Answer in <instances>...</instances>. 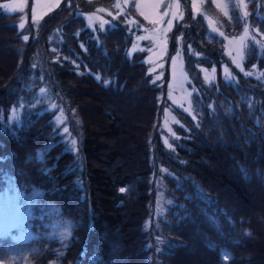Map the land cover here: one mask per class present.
I'll return each instance as SVG.
<instances>
[{
    "label": "trees",
    "instance_id": "trees-1",
    "mask_svg": "<svg viewBox=\"0 0 264 264\" xmlns=\"http://www.w3.org/2000/svg\"><path fill=\"white\" fill-rule=\"evenodd\" d=\"M112 1L62 3L72 14ZM251 7L259 9L255 1ZM190 12L189 4L183 20ZM17 17L0 8V193L11 179L30 201L25 226L34 235L24 242L0 234V252L10 256L33 244L31 264H264V19L250 17L252 26L262 25L245 42L241 70L228 62L232 79L220 70L224 37L207 39L201 17L190 23L198 27L197 44L186 36L182 43L203 55L184 50L188 113L165 96L170 58L181 47L172 35L158 81L156 65L133 48L121 24L107 26L99 45L81 14L60 25L48 14L41 38L24 42ZM220 18L229 36L243 28L235 13L232 21ZM53 27L62 39H50ZM201 66L217 70L216 78L206 83ZM44 81L51 89L39 95ZM56 90L78 121L75 151L51 143L57 127L45 106ZM21 103L14 122L10 112ZM163 107L182 123L170 147L162 137ZM49 205L73 222L63 240L51 230Z\"/></svg>",
    "mask_w": 264,
    "mask_h": 264
},
{
    "label": "rangeland",
    "instance_id": "rangeland-1",
    "mask_svg": "<svg viewBox=\"0 0 264 264\" xmlns=\"http://www.w3.org/2000/svg\"><path fill=\"white\" fill-rule=\"evenodd\" d=\"M69 0L68 3H70ZM131 1H134L135 9L131 6ZM255 1V5L258 10H255L251 5ZM63 0H32L29 4V0H2L0 4L12 3L18 5L15 12L18 13L16 22L20 27H23L28 39L41 38L42 20L50 14L54 16V20L57 24L66 23L71 24L74 19L70 18L75 15L81 14L84 19L85 25L93 31V37L97 44L103 43V38L100 33L107 32V26L113 28L121 24L125 32L132 37L133 48L136 50H145V59L156 65V68L151 70L154 80H163L164 73H161V67L163 66L164 56L168 53L170 36L178 42L179 47L170 58V74L167 81V88L165 96L171 105L178 106L185 112L192 113L193 107L191 102V89L188 85L189 71L185 66V51L189 52L196 58L203 55L201 51H195L192 44L194 31L198 27H191L190 23L195 21L196 18L201 17L206 24V38L211 40L208 33L214 34L216 37H224L225 43L221 45V51L226 55V62L222 63L220 70L223 75H226L228 79L234 77L231 71V65L228 62L235 64L237 69L241 70L242 61L245 54V42L249 37L253 36V32H258L261 28L262 22H259V26L251 25L250 17L252 19H264V0H113L110 5L105 6L103 4L97 5L94 10L88 12H78L73 10L70 12L64 11ZM192 10L190 17L184 19V15L187 7ZM67 4V0H66ZM68 5V4H67ZM119 5V7H117ZM235 10L233 9V6ZM212 9L214 12L209 14L205 9ZM101 9L103 11H101ZM7 12H10L4 9ZM11 13V12H10ZM52 13V14H51ZM167 13V14H166ZM238 13V17L243 19V28L236 36H229L224 31L223 21L220 18V14L226 17L228 20H233V14ZM80 16V15H79ZM181 27L176 29L177 20H180ZM199 19V18H198ZM171 22V27H169ZM140 24V31L138 30ZM222 27H221V25ZM21 28V27H20ZM143 30V32H142ZM73 33L80 35V31L74 29ZM223 33V36L220 35ZM259 33V32H258ZM191 38L190 42L185 41L182 43V38ZM255 36V35H254ZM55 38L56 41L63 38L61 29L59 27H53L50 29V39ZM143 37V39H139ZM213 37V36H212ZM211 37V38H212ZM260 37H264L261 34ZM51 42H54L50 40ZM81 41V40H80ZM82 44V43H81ZM217 50V46L213 51ZM38 57L42 59L44 56L43 46L37 48ZM202 73L203 80L208 83L213 81L217 76V70L213 68L199 67ZM49 82V81H48ZM48 82H41L42 87L39 89V95H44L51 89ZM50 87V88H49ZM43 89V92L41 91ZM61 89V88H59ZM193 90V89H192ZM56 100L46 104L45 109H49L53 113V125L56 130L53 132L54 140H51L52 145H61L64 149L70 148L71 139L76 140L77 149L80 143V137H78L79 125L76 118L73 117L74 112L69 109L65 96L62 90H56ZM122 98V97H121ZM55 104L56 108L52 109L51 105ZM22 103L12 109L10 112L11 119L19 121L22 112ZM61 110L63 116L61 121L55 119L56 116H60ZM161 112V125L163 128V141L166 146L170 147V139L176 138L178 135L175 132V128L182 125L181 120L173 113L170 108L163 107ZM67 127L68 132L63 133V128ZM60 130L61 134L57 135V130ZM72 150V151H75ZM35 157V156H33ZM38 157V156H37ZM11 189V191H9ZM25 193V191H23ZM36 193L34 192L33 195ZM0 198L6 199L7 202V214L0 210V234L10 233L14 240L29 242L33 237V233L25 226V223L31 213V204L29 200L22 199V193L17 190L13 181L8 180V183L4 190L0 193ZM48 216L51 218L50 226L51 230H54L55 234L63 240L66 233L70 232V227L73 226V222L63 219L58 215V210L49 205L45 207ZM35 249V246L31 244ZM32 247H25L20 249L17 253L12 255H5L3 249L0 252V264H31ZM3 255V256H1Z\"/></svg>",
    "mask_w": 264,
    "mask_h": 264
},
{
    "label": "snow or ice",
    "instance_id": "snow-or-ice-1",
    "mask_svg": "<svg viewBox=\"0 0 264 264\" xmlns=\"http://www.w3.org/2000/svg\"><path fill=\"white\" fill-rule=\"evenodd\" d=\"M68 6H70V5H68ZM117 7H119V5H117ZM235 5L233 6V9L235 10ZM0 8H3V9H6V10H8V11H10V12H15L16 10H17V8H18V5H16V4H12V3H4V4H0ZM101 11H103L102 9H101ZM167 14V13H166ZM237 16H238V13H237ZM20 27L22 28L23 27V24H21L20 25ZM169 27H171V22H169ZM220 35L221 36H223V33H220ZM23 39L24 40H27L28 39V36L27 35H25L24 37H23ZM139 39H143V37H139ZM253 47H255V45H253ZM249 74H251V73H249ZM98 81L100 80V76L99 75H96V77H95ZM107 83H108V81H105V86L107 85ZM42 92H43V89L41 90ZM51 108L52 109H55L56 108V105L55 104H53V105H51ZM61 116H63V111L61 110V113H60V116H56L55 117V119L57 120V121H60L61 123H62V121H61ZM63 133H67L68 132V128L67 127H64L63 128ZM61 134V132H60V130L58 129L57 130V135H60ZM70 145H71V147L69 148V150L70 151H72V150H75V147H76V140L73 138V139H71V141H70ZM125 189H120V191H124ZM9 191H11V189H9ZM0 210H2V211H4L5 212V214H7V202H6V199H4V198H0ZM65 235H69L68 233H66ZM224 255L225 256H227V255H229L228 253H224ZM0 258H2V257H0Z\"/></svg>",
    "mask_w": 264,
    "mask_h": 264
}]
</instances>
